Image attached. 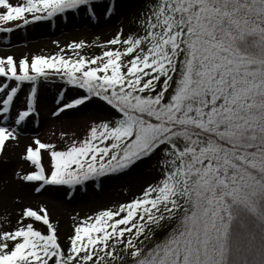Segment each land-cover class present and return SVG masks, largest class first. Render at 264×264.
<instances>
[{
  "label": "snow or ice",
  "instance_id": "obj_1",
  "mask_svg": "<svg viewBox=\"0 0 264 264\" xmlns=\"http://www.w3.org/2000/svg\"><path fill=\"white\" fill-rule=\"evenodd\" d=\"M81 10L98 19L117 8L0 0V33ZM136 19L137 31L121 28L98 54L80 40L0 56V151L36 113L41 83L60 82L53 116L92 98L108 109L62 148L39 137L26 146L35 170L16 175L35 191L160 164L139 195L76 222L67 247L46 208L25 207L0 231V264H264V0H146Z\"/></svg>",
  "mask_w": 264,
  "mask_h": 264
},
{
  "label": "rangeland",
  "instance_id": "obj_2",
  "mask_svg": "<svg viewBox=\"0 0 264 264\" xmlns=\"http://www.w3.org/2000/svg\"><path fill=\"white\" fill-rule=\"evenodd\" d=\"M97 2L103 7L112 3V0ZM145 2L146 0H115L117 10L110 16L92 19L87 12L81 10L70 12L66 17L58 16L53 20L35 22L14 33H0V56L13 55L18 59L36 54L48 55L71 41L80 40L86 42L83 53L98 54L102 51L100 45L121 28L125 33L138 30L139 22L136 18ZM28 92L27 84L23 85L18 92L20 104H25ZM74 92V89H66L64 98H70ZM38 97L36 113L31 114L19 126L17 138L7 141L5 148L0 151V231L14 228L25 207H43L47 209L50 219L58 222L56 226L59 239L64 244L73 234L74 224L81 218L130 201L158 179V158H145L121 174L90 180L75 188L45 186L39 192L35 191L38 182H23L16 175L17 172L23 174L35 170L34 165L24 156L26 146L33 144L34 139L39 137L43 142L55 143L57 148H62L66 140L82 137L91 122L105 117L108 112L102 101L92 98L85 105L65 109L53 116L56 101L60 97L59 81L41 83ZM61 133L66 135L62 136ZM42 164L47 171L50 157L44 150ZM76 192L83 194L75 197ZM34 226L39 230H46L42 222H34Z\"/></svg>",
  "mask_w": 264,
  "mask_h": 264
},
{
  "label": "trees",
  "instance_id": "obj_3",
  "mask_svg": "<svg viewBox=\"0 0 264 264\" xmlns=\"http://www.w3.org/2000/svg\"><path fill=\"white\" fill-rule=\"evenodd\" d=\"M146 3V2H145ZM144 7H145V4L143 5V7H142V9H144ZM157 164H158V169L160 168V164L158 163V161H157ZM157 180V179H156ZM156 180H154V182L156 181ZM153 183V182H152ZM152 183H150V184H152ZM65 247H67V245H68V240L63 244Z\"/></svg>",
  "mask_w": 264,
  "mask_h": 264
},
{
  "label": "bare ground",
  "instance_id": "obj_4",
  "mask_svg": "<svg viewBox=\"0 0 264 264\" xmlns=\"http://www.w3.org/2000/svg\"><path fill=\"white\" fill-rule=\"evenodd\" d=\"M52 141H53V140H52ZM61 190H63V189H61ZM63 192H64V191H63ZM79 194L81 195V194H83V193L76 192V193L74 194V196L77 197Z\"/></svg>",
  "mask_w": 264,
  "mask_h": 264
}]
</instances>
